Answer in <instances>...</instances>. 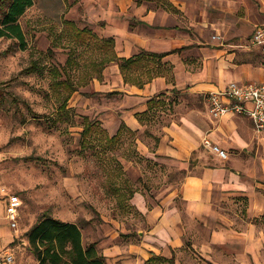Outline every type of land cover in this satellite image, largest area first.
I'll return each mask as SVG.
<instances>
[{"label":"crops","instance_id":"obj_1","mask_svg":"<svg viewBox=\"0 0 264 264\" xmlns=\"http://www.w3.org/2000/svg\"><path fill=\"white\" fill-rule=\"evenodd\" d=\"M152 2L158 5H147ZM156 2L110 4L109 32L103 33L113 38L118 57L141 50L165 55L162 74L142 86L125 82L116 62L120 85L110 92L120 93L113 97L120 103L99 110L98 119L111 134L122 125L141 133L157 108L164 114L173 108L156 145L150 149L138 141L139 148L180 164L187 173L178 189L170 185L157 198L133 194L130 203L140 216L134 233L124 238L115 229L89 243L107 264H152L157 258L172 264H252L263 241L257 234L264 220V134L254 130L246 114L213 118L208 94L230 82L264 81V52L250 44L264 22V0ZM96 89L104 91L101 85ZM205 134L228 152L227 158L202 145ZM19 239L0 198V264H16Z\"/></svg>","mask_w":264,"mask_h":264},{"label":"rangeland","instance_id":"obj_2","mask_svg":"<svg viewBox=\"0 0 264 264\" xmlns=\"http://www.w3.org/2000/svg\"><path fill=\"white\" fill-rule=\"evenodd\" d=\"M112 1L33 0L19 19L26 47L14 38L0 37V183L20 202L16 264H37L24 233L40 214L75 221L85 243L115 229L126 238L135 232L140 217L129 195L143 191L157 198L170 185L178 189L187 173L180 164L160 154L147 156L139 148L138 141L150 149L156 145L173 108L167 114L157 108L141 133L122 128L118 140L105 152L97 134L84 144L85 116L102 126L98 111L120 103L113 99L120 93L110 92L120 85L115 61L106 65L100 78L79 86L65 107H60L63 97L51 86V68L66 65L75 45L66 20L107 37L103 32H109ZM75 46L79 61L98 56L84 44ZM100 85L104 91H95ZM257 235L263 240L261 254L252 264H264V220ZM152 264L171 263L157 258Z\"/></svg>","mask_w":264,"mask_h":264},{"label":"trees","instance_id":"obj_3","mask_svg":"<svg viewBox=\"0 0 264 264\" xmlns=\"http://www.w3.org/2000/svg\"><path fill=\"white\" fill-rule=\"evenodd\" d=\"M32 4L33 0H0V37L14 38L22 48L26 47L27 42L19 19ZM66 23L71 30L72 42L75 45L84 44L98 56L79 61L75 57L76 46L73 45L66 65H63L61 69L51 68L53 73L51 86L59 98L63 97L60 107H65L68 98L78 90L79 86L86 84L93 77L100 78L106 65L113 61L119 64L125 82L140 86L162 74V57L165 53L141 50L130 58L118 57L111 36L100 37L86 26L78 28L72 20H66ZM71 71L75 74H71ZM146 114L147 112H144L140 115ZM84 121L81 131L84 144L90 142L91 138L97 134L101 143L103 142L102 152L118 140L119 133L122 128H125L122 125L116 134L109 136L100 122L91 120L88 116H85ZM120 195L123 194L120 193ZM132 195L133 192L129 197ZM24 235L37 264H107L95 243H84L81 226L74 221L62 220L42 213Z\"/></svg>","mask_w":264,"mask_h":264},{"label":"built area","instance_id":"obj_4","mask_svg":"<svg viewBox=\"0 0 264 264\" xmlns=\"http://www.w3.org/2000/svg\"><path fill=\"white\" fill-rule=\"evenodd\" d=\"M212 37L220 38L219 35ZM250 44L261 48L264 52V22L255 28ZM208 100L210 114L213 118H219L228 113L246 114L251 118L254 130L259 134H264V81L247 84L230 82L222 90L210 92ZM201 143L218 157L223 159L228 157V152L207 134L202 137ZM0 198L6 203L10 226L16 230L19 223V199L9 194L1 183ZM6 258L11 260V255L8 254Z\"/></svg>","mask_w":264,"mask_h":264}]
</instances>
